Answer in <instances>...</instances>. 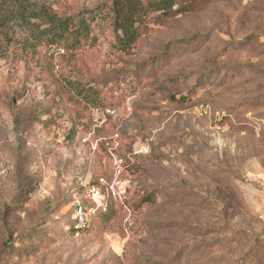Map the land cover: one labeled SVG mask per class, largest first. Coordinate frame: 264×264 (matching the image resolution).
Returning a JSON list of instances; mask_svg holds the SVG:
<instances>
[{
	"label": "rangeland",
	"instance_id": "obj_1",
	"mask_svg": "<svg viewBox=\"0 0 264 264\" xmlns=\"http://www.w3.org/2000/svg\"><path fill=\"white\" fill-rule=\"evenodd\" d=\"M32 1L97 21L76 51L0 35V264H264V0H214L125 52L111 0ZM94 181L111 216L75 235Z\"/></svg>",
	"mask_w": 264,
	"mask_h": 264
},
{
	"label": "trees",
	"instance_id": "obj_2",
	"mask_svg": "<svg viewBox=\"0 0 264 264\" xmlns=\"http://www.w3.org/2000/svg\"><path fill=\"white\" fill-rule=\"evenodd\" d=\"M213 1L111 0L108 15L115 46L120 52L131 50L140 40L142 31L150 24H160L188 13L202 11ZM96 12L56 18L38 8L32 0H0V35L8 44L19 38L31 48L45 46L76 51L91 39L92 23L97 21ZM71 82L69 79L68 83ZM72 90L83 95V90L77 85ZM90 95H93L95 102L102 103L98 91L95 90ZM91 184H96V181ZM107 212V209H97L89 215L87 224L82 228H76L77 218L72 219L69 226L71 233L87 235L95 231L103 219L111 216V213L106 215Z\"/></svg>",
	"mask_w": 264,
	"mask_h": 264
},
{
	"label": "built area",
	"instance_id": "obj_3",
	"mask_svg": "<svg viewBox=\"0 0 264 264\" xmlns=\"http://www.w3.org/2000/svg\"><path fill=\"white\" fill-rule=\"evenodd\" d=\"M87 193L91 195L96 204L93 205V207L84 209L81 201H76V218L78 221L76 228L84 227L88 222L89 215L95 213L97 209L102 208L103 211H106V208H103L100 205L102 204V196L97 185H91L88 187Z\"/></svg>",
	"mask_w": 264,
	"mask_h": 264
}]
</instances>
